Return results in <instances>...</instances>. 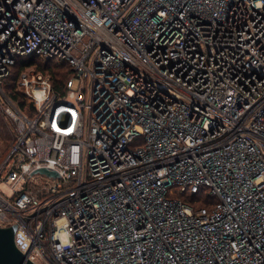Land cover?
I'll return each mask as SVG.
<instances>
[{"label": "built area", "instance_id": "obj_1", "mask_svg": "<svg viewBox=\"0 0 264 264\" xmlns=\"http://www.w3.org/2000/svg\"><path fill=\"white\" fill-rule=\"evenodd\" d=\"M31 56L74 74L21 73L34 115L3 92L27 259L264 264V0H0V84Z\"/></svg>", "mask_w": 264, "mask_h": 264}, {"label": "trees", "instance_id": "obj_2", "mask_svg": "<svg viewBox=\"0 0 264 264\" xmlns=\"http://www.w3.org/2000/svg\"><path fill=\"white\" fill-rule=\"evenodd\" d=\"M34 68L36 71L49 74L52 78L53 87L55 90H64L67 79L74 74L71 67L66 64L44 60L38 56H31L28 58H21L17 64L12 67L11 74L3 80L4 92L18 105V107L29 115H34L32 104L28 102V96L20 88L19 76L27 68ZM30 109V110H28ZM7 148L5 149V151ZM5 151H3L5 153ZM183 199L195 207L202 205H209L211 196L207 192H200L197 194H186Z\"/></svg>", "mask_w": 264, "mask_h": 264}, {"label": "water", "instance_id": "obj_3", "mask_svg": "<svg viewBox=\"0 0 264 264\" xmlns=\"http://www.w3.org/2000/svg\"><path fill=\"white\" fill-rule=\"evenodd\" d=\"M35 173L58 177V172L48 168H40ZM18 224L0 226V264H36L27 259L15 242V234Z\"/></svg>", "mask_w": 264, "mask_h": 264}, {"label": "rangeland", "instance_id": "obj_4", "mask_svg": "<svg viewBox=\"0 0 264 264\" xmlns=\"http://www.w3.org/2000/svg\"><path fill=\"white\" fill-rule=\"evenodd\" d=\"M31 69L32 67H30V69L28 70ZM0 87H1L0 89V166H1L12 148V142L14 140L15 122L13 118L6 113L5 110L6 100L5 97L3 96V92H4L3 83L0 84ZM28 102L31 103L29 100ZM33 109L34 106L32 107V110ZM6 148L7 150L5 151ZM3 151H5V153ZM0 189L7 195L10 194L11 192L7 184L3 182L0 183Z\"/></svg>", "mask_w": 264, "mask_h": 264}]
</instances>
